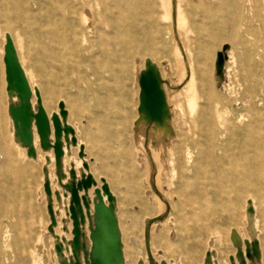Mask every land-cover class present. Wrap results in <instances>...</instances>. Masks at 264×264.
I'll use <instances>...</instances> for the list:
<instances>
[{"label": "rangeland", "instance_id": "1", "mask_svg": "<svg viewBox=\"0 0 264 264\" xmlns=\"http://www.w3.org/2000/svg\"><path fill=\"white\" fill-rule=\"evenodd\" d=\"M11 2L13 0H0V14L8 17L4 21L0 16V83L2 78L5 81V49L1 32L7 31V26L12 28L11 32L16 37L14 21L8 16ZM186 11L189 17L180 33L192 65L194 81L192 86L184 88L179 85L181 72L174 64L172 42L166 34L167 23H161L160 9L157 7L150 16L149 11L141 10L142 22L145 27L150 26L148 39L159 50L154 55L169 57L174 69L167 75L160 72L164 81L162 87L169 83L166 86L171 89L164 90L166 106L159 125L166 124L171 137L166 139L162 150L151 148L155 155L159 154V181L165 196L173 204V211L167 223L150 229L149 247L155 264L163 260L167 264H187L185 257L188 254H195L194 264H201L203 253L208 248L224 250L225 253L217 256L218 263L231 264L232 250L219 247L213 226L219 222L216 199L203 195L186 203L187 199L180 198L179 201L178 196L183 190L190 189L189 184L193 182L203 183L215 178L233 181L236 167L241 163L255 162L264 166V0H190ZM31 43L36 45L37 41L27 43L26 48ZM223 45L229 46V59L227 57L224 63L228 74L224 86L218 87L211 79V69L213 59L215 55L217 58V52ZM17 48L13 44L12 51L22 69L27 71L29 102L31 107H35L42 103V93L33 86L35 81L29 76V61L24 52L19 51L18 54ZM129 60L126 64L128 71H125L121 57L111 64L104 58L98 66L94 65L92 71L80 68L68 76L70 85L65 88L58 82L55 93L51 94L50 111L57 109L60 112L57 101L65 97L69 100L66 101V121L85 144L87 157L84 159L91 164L92 173L103 174L116 196L125 247L124 261L126 264H148L143 243L144 224L159 212L147 180L149 169L144 153L134 138V129L141 121L137 108L140 100L138 78L144 70L143 58L142 61L140 57ZM162 64L163 61L159 60V67ZM187 92L194 104L193 109L188 107ZM5 95L6 98L7 91ZM252 120L258 125L254 131L259 146L247 154L236 149L240 137L235 134ZM36 136L32 128L34 155L29 156L27 145L18 142L7 128L6 133L4 130L0 134V264H43L40 260L42 253L46 254L50 264H60L61 258L69 264H85L83 257L77 260L71 251L74 235L68 215L70 193L63 186L71 170L74 169L79 177L82 172L88 173L89 168L86 169L76 155L77 147L68 149L66 139H63L61 167L64 175L60 178L54 149L41 146L39 140L35 141ZM182 138L185 139L183 148L188 146L191 149L193 163L186 164L183 148L179 149ZM49 140H52L51 135ZM96 181V187H99L101 179ZM92 188L94 185L87 192L91 198ZM57 194L61 201H58ZM79 194L85 192L79 191ZM64 220L68 230L63 229ZM247 226V222H243L246 231ZM5 227L9 229L12 241L8 247L3 246ZM85 228L86 225L83 226ZM38 236H41L42 247L36 241ZM207 240L213 241L211 247ZM60 242L63 246L59 253L56 246ZM174 242L177 244H172ZM196 242L193 247L192 243ZM158 248L163 254L157 253Z\"/></svg>", "mask_w": 264, "mask_h": 264}, {"label": "bare ground", "instance_id": "2", "mask_svg": "<svg viewBox=\"0 0 264 264\" xmlns=\"http://www.w3.org/2000/svg\"><path fill=\"white\" fill-rule=\"evenodd\" d=\"M234 1L236 2V0ZM189 5L190 0H13L8 6V16L10 15L14 21L13 30L16 37L11 32L12 28L7 26L5 27L7 31L1 32L5 49L3 56L5 81L2 78V83H0V134L2 135L4 130L6 133L7 128L8 133L13 134L18 142L27 145L29 156H33L34 148L31 135L32 128H34L37 134L35 141L39 140L41 146L45 148L54 149L57 157V172L60 178L64 175L61 167V151L62 146L65 145L63 139H66L65 146L68 149L77 147L76 155L89 168L88 173L82 172L77 177V173L73 169L69 173L70 176L67 177L63 188L68 192H71L72 189L77 192V198H71L75 209L73 212L74 229L72 231L74 239L71 240V251L77 260L83 257L85 264H126L122 230L117 214V199L103 174L92 173L91 164L89 165L84 159L87 157L85 144L77 138V131L66 121V101L68 99L65 97L66 100L57 101L60 112L57 109L50 111V104L53 101L51 94L55 93L58 82H61L65 88L66 85H70L69 80H67L68 76H72L80 68L85 71L87 69L92 71L94 65L98 66L101 59L107 58L111 64V62H118V58L121 57L124 59L122 64L125 66V71H128L126 64L130 62L129 59L140 57L141 61L143 58L144 69L148 68L152 71L164 95H166L164 90L170 91L171 87L167 88L166 85L169 83H165L166 85L162 87L164 81L160 77V72L165 75L169 74L174 70L173 64L169 57L154 55L159 50L155 49L153 41L150 43L148 39L150 26L145 27L142 22L141 10L146 9L150 16L157 7L160 9L161 23H167L166 34L172 42L174 64L178 66L181 72L179 85L184 88L192 86L194 72L183 44L185 41L182 42L180 33L185 28L186 19L189 17V12L186 11V7ZM0 16H3L4 21L8 18L4 13ZM34 41H37L36 45L31 43V46L29 44L30 47L26 48L27 43ZM13 44L18 46V54L19 51L24 52L29 61L28 66L31 70H29L31 73L29 76L35 81L33 86L41 91L43 104L39 103L35 107H31L29 88L25 79L27 71L22 69L11 52ZM226 56L229 59V49L226 51ZM215 59L216 55L213 59L211 79L215 80L214 85L223 87L227 82L228 74L224 65L226 60L221 67V72L216 73ZM159 60L163 61L160 67L158 65ZM256 65L259 66V63ZM138 73L137 71L136 74ZM175 89L177 90V88ZM5 91H7L6 98ZM186 94L188 107L193 109L194 104L191 101V96H189V92ZM165 106V103L162 102L152 113L139 112L141 113V121L139 126L134 129L135 141L142 149L149 169L147 180L156 199L154 200L158 207L157 212H159L157 216L152 217L144 224L143 243L147 253L146 257L149 258L148 264H155L149 247L150 229L167 223L171 211H173V204L165 196L159 181L160 166L158 164L159 156H157L159 154L155 155L151 150L152 147L162 150L166 139L171 137L167 125H159ZM4 123L6 124L4 125ZM257 126L256 121L252 120L245 124L241 130H237L235 135L240 137V140H237L236 149L238 148L239 151L248 154L259 146L258 137L254 131ZM50 135L52 136L51 141L49 140ZM184 140L182 138L179 143L180 151L183 148ZM189 148L186 146L182 149L186 164L194 162ZM251 156L253 157V154ZM97 178L103 182H99V187L92 188V190H97L94 202L92 203L93 197L91 198L89 195V198H85L82 202L79 191L88 192L93 182L97 186ZM213 178L211 177V179ZM102 183H104L103 188H101ZM181 185L184 186L185 184L181 183ZM189 187L190 189L183 190L178 196L179 201H181L180 198H185L187 199L186 203H188L203 195H210L219 203V222L213 226L216 230L215 233H217L219 247L223 246L226 251L232 250L231 264H264V166L255 162L241 163L236 167L233 181H222L215 178L203 183L193 182L189 184ZM57 199L61 201V196L58 194ZM51 217L52 221L55 222L53 214ZM243 222L248 224L247 231L243 229ZM63 225V229L68 230L66 220L63 221ZM84 225H86L85 229H83ZM5 228L3 246L8 247L12 241L10 240L9 229ZM22 239L20 237V240ZM130 239L133 241L134 238L131 237ZM36 241L42 247L41 236H38ZM172 244H177V242ZM196 244L197 242L192 243V246L195 247ZM207 245L211 247L213 241L207 240ZM23 246H25L24 240ZM62 246L63 244L60 242L57 247L59 253ZM166 249H169L168 246ZM156 251L158 254H163L159 248ZM223 252L224 250L205 249L201 264H219L217 256H221ZM40 260L43 264H50L46 254L42 253ZM185 262L194 264L195 254L186 255ZM60 264L69 263L61 258ZM71 264L73 263L71 262ZM139 264L144 263L140 262ZM159 264L167 263L163 260Z\"/></svg>", "mask_w": 264, "mask_h": 264}, {"label": "water", "instance_id": "3", "mask_svg": "<svg viewBox=\"0 0 264 264\" xmlns=\"http://www.w3.org/2000/svg\"><path fill=\"white\" fill-rule=\"evenodd\" d=\"M228 49H229L228 45H223L221 51L217 53V58H216V62H215V72L216 73L221 72V67H222L224 61L227 59L226 51ZM11 52L13 53L12 47H11ZM138 85L140 88V95H139L140 101H139V107H138L139 112L146 111V112L152 113L157 109V107L159 106L160 103H162V102L165 103V95L159 86L158 80L155 78V76L153 75V73L150 69L146 68L139 73ZM84 166L87 169L85 163H84ZM71 172H72V170H71ZM101 182H103V180H101ZM93 185H94V187H96V183L93 182L91 184V186H93ZM103 187H104V183H102L101 188H103ZM89 188H91V187H89ZM82 191H84V190H82ZM69 193H70L71 206L69 208L70 211L68 212V215L70 216V219L72 220V223H73V220H74L73 219V212L75 209L73 207L74 203H73L71 198H77V192L75 189H72L71 192H69ZM96 193H97V190L94 189L92 203L94 202V197L96 196ZM85 198H89L87 192H85V194L80 196V200L83 202L85 200ZM86 214H87V211H86ZM73 229H74V224H73ZM73 229H72V231H73ZM73 239H74V237H73ZM57 247H58V245L56 246V249L58 251ZM75 264H79V263H75Z\"/></svg>", "mask_w": 264, "mask_h": 264}, {"label": "crops", "instance_id": "4", "mask_svg": "<svg viewBox=\"0 0 264 264\" xmlns=\"http://www.w3.org/2000/svg\"><path fill=\"white\" fill-rule=\"evenodd\" d=\"M81 195V194H80Z\"/></svg>", "mask_w": 264, "mask_h": 264}]
</instances>
